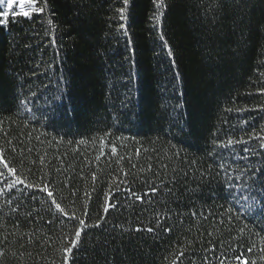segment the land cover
<instances>
[{
    "label": "trees",
    "instance_id": "trees-1",
    "mask_svg": "<svg viewBox=\"0 0 264 264\" xmlns=\"http://www.w3.org/2000/svg\"><path fill=\"white\" fill-rule=\"evenodd\" d=\"M163 3L0 24V264H264V0Z\"/></svg>",
    "mask_w": 264,
    "mask_h": 264
},
{
    "label": "snow or ice",
    "instance_id": "snow-or-ice-1",
    "mask_svg": "<svg viewBox=\"0 0 264 264\" xmlns=\"http://www.w3.org/2000/svg\"><path fill=\"white\" fill-rule=\"evenodd\" d=\"M16 2H17V0H0V24L5 22V18L9 15V11L13 9V4L16 3ZM35 2H36V0H18L19 7L21 9V14L24 15V16L31 15V11H24L23 9H24V6H25L26 3L34 4ZM120 2L123 4V7H121L118 10V13H119V19L121 21H123V20L126 19V10H127L128 6H129L131 0H120ZM5 4L7 5L6 9L3 7V5H5ZM164 7H166V5H164L163 0H157L158 14L155 16V19L157 21H159L160 15H162V12H159V10L163 9ZM37 10L38 11H43L42 8H38ZM120 28L124 29L125 25L121 24ZM160 40L163 42V47L165 49H167V55L171 56L172 55L171 49L168 47L167 42L164 40L163 34L160 35ZM262 91H264V90H262ZM253 138H255V139H264V137H259V136L249 137V139H253ZM236 143H247V142L244 141L243 138H241L240 140H233V139L229 138L227 140V145L226 146H231V145L236 144ZM260 148L264 149V143L260 144ZM112 151L115 152V147H113ZM243 151L245 153H249V152H253L254 153V150L250 149L248 147H245L243 149ZM4 167L6 169H8V171L10 173L15 175L16 170L14 168H10L6 162L4 163ZM221 167H223V165H221ZM249 168H251V165H249ZM244 171H248V169H245ZM260 171H261L260 169H256V172H260ZM0 175H3V173H0ZM254 175H255V173H254ZM93 178H95V177H93ZM236 179H240V177L237 176ZM15 183H23V181L20 179L19 176H16L14 184ZM14 184H10V185H8V187H14ZM28 187L31 188V187H33V185L29 184ZM42 191H45L49 198L53 197V193L51 191H48L47 185L44 186ZM129 191H131V189H129ZM150 191L152 193H155L157 191V189L155 187H153L152 189H150ZM144 195H147V193H145ZM132 196L135 197V199L138 200V201H142L143 200V196H141V195H139V194H137L135 192H132ZM53 203L55 204V207H56L57 210H59L60 212H62L66 216L68 215V213L64 212V209L61 208V205L59 203H55L54 199H53ZM112 207H115V205L112 204L111 202H109L108 205L103 209V211L105 213H107L109 211V209L112 208ZM71 218L75 219V215L73 214ZM104 219H105L104 217H101L100 220H98L97 223L94 225V227L100 228L102 226V223H103ZM84 223H85L84 220H79V224L80 225H84ZM135 230L138 231V232L141 231L140 228H137ZM144 230L148 231V232H152L153 231L152 228H147V229H144ZM170 230L171 229H165V231H170ZM82 232H83L82 228L81 229H77L75 231L74 238H72L71 241H70V246L63 249L64 264H68V260H69V257L71 255L73 249H77L79 247V245H80V237H81ZM248 251H251V249H248ZM180 256H183V253H180ZM236 259L240 260V257L237 256ZM173 264H176V261H173ZM221 264H223V261H221ZM243 264H249V262L244 261Z\"/></svg>",
    "mask_w": 264,
    "mask_h": 264
}]
</instances>
